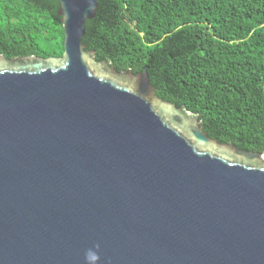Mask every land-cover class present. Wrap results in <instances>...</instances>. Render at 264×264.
<instances>
[{
	"label": "water",
	"instance_id": "1",
	"mask_svg": "<svg viewBox=\"0 0 264 264\" xmlns=\"http://www.w3.org/2000/svg\"><path fill=\"white\" fill-rule=\"evenodd\" d=\"M56 1L60 56L0 54V264H264V152L96 60L98 0Z\"/></svg>",
	"mask_w": 264,
	"mask_h": 264
},
{
	"label": "trees",
	"instance_id": "2",
	"mask_svg": "<svg viewBox=\"0 0 264 264\" xmlns=\"http://www.w3.org/2000/svg\"><path fill=\"white\" fill-rule=\"evenodd\" d=\"M56 0H0V54L60 56ZM198 113L219 142L264 152V0H98L81 40Z\"/></svg>",
	"mask_w": 264,
	"mask_h": 264
},
{
	"label": "clouds",
	"instance_id": "3",
	"mask_svg": "<svg viewBox=\"0 0 264 264\" xmlns=\"http://www.w3.org/2000/svg\"><path fill=\"white\" fill-rule=\"evenodd\" d=\"M95 248L98 249L99 245H95ZM86 259L90 262H95L99 259V255L97 252L92 251V250H88V252L86 253Z\"/></svg>",
	"mask_w": 264,
	"mask_h": 264
},
{
	"label": "bare ground",
	"instance_id": "4",
	"mask_svg": "<svg viewBox=\"0 0 264 264\" xmlns=\"http://www.w3.org/2000/svg\"><path fill=\"white\" fill-rule=\"evenodd\" d=\"M110 64V63H109ZM111 65V64H110ZM112 66V65H111Z\"/></svg>",
	"mask_w": 264,
	"mask_h": 264
}]
</instances>
